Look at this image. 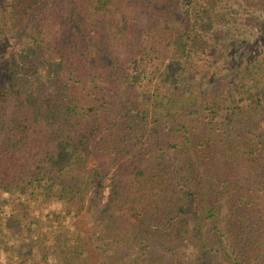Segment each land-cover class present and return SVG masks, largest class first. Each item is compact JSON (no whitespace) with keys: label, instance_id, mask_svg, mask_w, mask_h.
<instances>
[{"label":"trees","instance_id":"trees-1","mask_svg":"<svg viewBox=\"0 0 264 264\" xmlns=\"http://www.w3.org/2000/svg\"><path fill=\"white\" fill-rule=\"evenodd\" d=\"M18 238L264 264V0H0V264Z\"/></svg>","mask_w":264,"mask_h":264},{"label":"rangeland","instance_id":"rangeland-1","mask_svg":"<svg viewBox=\"0 0 264 264\" xmlns=\"http://www.w3.org/2000/svg\"><path fill=\"white\" fill-rule=\"evenodd\" d=\"M42 204L43 203H41L40 205H38V206H40L39 208H41V209H39V210L37 209V212L35 214V217L39 218V214L40 215H45L46 214V210H47V212L49 214V217H46V218H44V216L41 217L42 219H40V221L44 222L46 225L43 224L42 226H39L40 227V230L38 229V231H37L39 234L33 235L32 236L33 239L34 238H37V236H40L41 234L46 233L45 235H42L41 236L44 239L45 236H48L47 233L50 235V230H52V229H50V226L53 225V218L55 216V213L52 212V208H51V205L49 204V202L47 204H43V205ZM55 209H58L57 208V205H55ZM48 225H49V227H47ZM54 237H55V235H54ZM51 238L53 239V237H51ZM18 239H19V242H17V244H15L16 246H15V251L13 252V256L10 255L11 257H13V259H15L16 256H22L21 259L23 260L25 258H29V257L31 258V256H34L35 255L36 262H35V259H34L33 260L35 262L34 264H50V263L47 262L48 259L47 260H44V261H41V259L38 257V248H36V247H33L32 248L30 246L29 247L27 246L28 245V242H29V239L26 238V239H23L22 241L20 240V238H18ZM44 245L49 246L48 239H46L44 241ZM48 248H50V247H48ZM49 259L52 260V257H50ZM4 261H2V262H4ZM216 264H226V263L224 262V260L222 259V257H218L217 260H216Z\"/></svg>","mask_w":264,"mask_h":264}]
</instances>
